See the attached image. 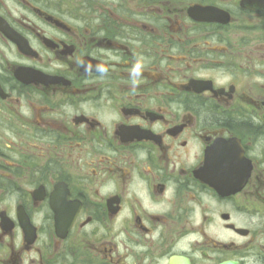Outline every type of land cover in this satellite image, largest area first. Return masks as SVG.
<instances>
[{
	"label": "flooded vegetation",
	"instance_id": "af4514ba",
	"mask_svg": "<svg viewBox=\"0 0 264 264\" xmlns=\"http://www.w3.org/2000/svg\"><path fill=\"white\" fill-rule=\"evenodd\" d=\"M264 264V0H0V264Z\"/></svg>",
	"mask_w": 264,
	"mask_h": 264
},
{
	"label": "water",
	"instance_id": "95a60500",
	"mask_svg": "<svg viewBox=\"0 0 264 264\" xmlns=\"http://www.w3.org/2000/svg\"><path fill=\"white\" fill-rule=\"evenodd\" d=\"M224 264H231V263L227 262V263H224Z\"/></svg>",
	"mask_w": 264,
	"mask_h": 264
}]
</instances>
